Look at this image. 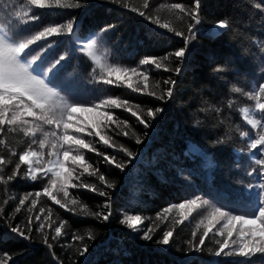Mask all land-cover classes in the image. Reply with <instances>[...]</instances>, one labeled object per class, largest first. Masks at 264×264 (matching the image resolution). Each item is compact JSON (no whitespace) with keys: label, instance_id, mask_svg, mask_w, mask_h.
<instances>
[{"label":"trees","instance_id":"16d2710c","mask_svg":"<svg viewBox=\"0 0 264 264\" xmlns=\"http://www.w3.org/2000/svg\"><path fill=\"white\" fill-rule=\"evenodd\" d=\"M66 2H82L84 6L66 10L35 9L32 6L39 20L31 22L28 32L20 37L27 38L46 26L75 17L78 27L74 36L64 34L48 37L32 46L34 54L47 48L42 57L45 63L68 52V59L57 81L63 89L61 96L84 108H92L104 99L119 98L129 101L133 110L141 116H146L148 108L160 107L163 111L157 114L154 127L149 129L138 124L125 108L101 106L93 111L75 112L70 121L73 125L70 134L90 141L101 152L116 154L121 163L127 157L114 152V148L121 144L139 153L122 172L105 164L103 157L96 152L80 150L88 164L99 168L106 181L115 184L114 189H104L112 196L113 215L108 222H101L90 215L102 210L106 197L87 188L68 186L67 200L58 191L63 176H66L70 168L76 169L73 183L104 187L87 172L80 176L79 181L75 180V176L83 172L80 165H72L70 160L67 161L65 168L59 170L63 175L58 178L55 187L47 179H25L28 166L21 165L15 180L0 182V209H3L0 212V259H7L3 254L8 253L11 259L7 260V264H264V254L260 253L244 258L225 255L230 249H224L219 256L216 255L226 238V232L223 237L218 235V230L227 223L224 220L215 224L205 238L204 245L196 247L205 231L204 224L208 223L205 217L209 216L212 207H222L235 215L250 214V202H255L256 195L255 191H247L248 185L261 182L258 175L250 176L248 173L253 168L259 170L255 160L264 157L260 152L254 155L250 153L248 141L241 138L240 133L249 131L254 136L258 131L247 124L244 108H248L257 119H262L255 109V101L244 93L258 91V85L264 83V0H201V24L190 42L182 73L176 75L164 70L165 67L177 66L179 62L174 57L164 61L160 70L145 66L143 71L148 75V80L145 82L141 77L137 81L132 76L130 81L133 87L139 83L142 93L133 92L124 81L117 82L119 86L103 83L100 64L134 67L142 58H162L184 47L181 37H176L166 29H159L131 9L145 11L152 19L168 23L174 31H184L187 35V26L191 21L187 17L181 18L179 10L171 9L170 5L180 3L190 8L193 0H148L147 9L143 7L145 0H121L120 4L107 0ZM17 11H27L26 0H0V24L10 32L12 22H20V18L15 16ZM224 19L228 20L229 27L214 31L216 22ZM112 23L118 26L107 34L100 32L105 25ZM93 37L98 41L97 47L93 49L96 60L88 55L87 50L81 49V44ZM49 42L51 47L48 46ZM218 67L224 71H216ZM169 78L177 80L171 100L161 101L147 94L155 92L160 95L168 87L163 81ZM112 79L115 80V76ZM144 83L148 85L146 89ZM234 87L244 91L235 93ZM101 111L111 113L113 120L127 121L130 131L139 135L143 143L137 145L134 138L118 135L116 124L99 117ZM77 126L84 127L85 132L76 133ZM45 131L51 129L45 126ZM96 131L106 139L110 138L109 145L112 146H105L95 135ZM145 131L147 137L144 136ZM88 132L93 134L89 136ZM41 138L42 134L38 132L35 139L38 141ZM221 139L223 144H214ZM0 140L3 141L0 143V156L11 161L0 172L5 178L12 174L15 164L19 162V155L28 151L30 146L40 151L38 143H32V138L25 137L23 132H8L7 126L0 133ZM42 151L44 157L35 165L36 168L49 158L50 151L55 150L46 144ZM35 174L40 175L38 171ZM45 186L67 207H61L45 196ZM36 192L41 193L39 198L35 196ZM28 194H31L29 199L24 206H20L19 200ZM196 196L201 197L198 204L204 199L209 204L193 210L191 214L187 208H174L167 214L166 220L158 218L163 209ZM73 198L78 201L75 206L70 203ZM33 199L37 201L35 206L31 203ZM18 207L19 212L16 211ZM67 208H74V211H68ZM125 213L140 215L143 224L138 227L144 230H147L149 224L158 229L152 233L153 240H142V233L137 234L121 224ZM36 216H40L39 222ZM184 216L187 219H183ZM29 217L33 219L30 239L25 240L11 232L12 227L19 225L29 234L25 228ZM40 222L44 224L42 232L36 231ZM233 223L236 229L240 228L238 222ZM61 224V236L52 239L55 227ZM164 230L174 233L169 246L155 242L162 238ZM194 232L195 238L192 235ZM89 233L94 238H89ZM74 234L83 236L84 240L73 241ZM45 236L51 248L44 243ZM232 239L239 244L236 232ZM189 241L193 243L189 244ZM229 243L231 245V241ZM85 244L88 249L81 256L79 252ZM231 247L235 248L236 245Z\"/></svg>","mask_w":264,"mask_h":264},{"label":"snow or ice","instance_id":"6c2138e0","mask_svg":"<svg viewBox=\"0 0 264 264\" xmlns=\"http://www.w3.org/2000/svg\"><path fill=\"white\" fill-rule=\"evenodd\" d=\"M107 2L113 4H120L121 0H107ZM35 9H79L83 7L82 2L78 3H68L66 0H26L27 11H17L15 16L20 18L19 24L16 21L12 22L10 28L6 29L4 25L0 24V133L5 131V126H7L8 132H23L25 137L32 138V143L39 145L40 151L29 147L28 151H24L19 155V162L15 164V168L12 170V174L8 175L6 178L3 175H0V182L7 183L13 181L17 178L19 171L21 170V165H27V174L25 179L30 177L31 181L47 179L48 183L55 187L58 183V178L62 177V173L59 171L62 168H65L67 161H71L72 165H80L83 167V172L75 176V180L79 181L80 176L85 172L89 176L95 177L101 185L104 187H97L96 184H84V183H73L75 168H70L67 170L66 176H63V181L60 183L58 188L59 192L63 193L65 200L69 197L68 186L72 188H87L101 197H106L102 210L90 213L96 219L101 222H108L113 215L112 213V196L111 194L104 190L114 189L115 184L107 182L105 175L100 172L99 168H94L91 164H88L85 160V156L81 153V149H88L89 151L96 152L99 156L103 157L105 164L109 166H114L120 171H124L128 164H131L135 160L139 153H134L129 148L124 145H120L118 148H114V152L122 153L127 157L126 161L121 163L117 159V155H108L106 152H101L93 147L92 143L80 136L70 134L69 130L73 127L72 121L73 114L77 111H93L94 109H99L101 106H106L108 108H125L130 113L131 116L136 118L138 124L142 125L144 129H149L154 127L155 121L157 119V114L163 111L162 108H148L146 111V116H141L137 111L133 110L131 104L127 100H120L119 98H108L101 100L99 104L93 105L92 108H84L79 103L69 102L65 97L61 96L60 85L57 83L60 73L64 67V62L68 59V52L65 51L63 54L58 55L53 60L45 63L42 59L44 52L47 51V48H42L41 50L33 53L32 46L35 45L38 41L47 40L48 37L61 36L67 34L69 36H74L76 34V28L78 23L73 17L72 19L67 20L63 23L54 24L51 26H46L41 31H37L34 35H29L27 38H20L22 34L28 32V25L31 22H36L39 20V16L35 14ZM127 6L126 4L124 5ZM145 9L149 8L148 0H145L143 5ZM170 8L173 10H179V13L182 14L181 18L187 17L191 22L187 26V35L184 31H174L169 27L168 23H160L159 19H152L146 14L145 11L138 10L137 8H132L133 13H138L139 17H142L146 20H149L152 24L157 25L159 29H166L169 33H173L176 37H181L184 43V47H181L175 50L172 53L165 54L164 57H145L142 58L137 66L134 67H117L112 65H103L100 64L101 69V79L103 83L107 85L116 84L117 82L124 81L127 83L128 88L133 92L142 93L140 84L137 83L136 87L132 86L130 82L132 76L137 78V81L143 78V81L148 80V75L143 71L145 66H152L157 70L162 68L163 62L169 60L171 57H174L179 63L175 68L165 67V71H172L176 75L182 73L184 63L188 58V52L190 48V42L193 37L198 32V26L201 24L200 20V10H201V0H193L191 7L189 8L186 5L180 3H174L170 5ZM31 13V15H30ZM27 17V19H24ZM118 25L116 23L107 24L100 32L107 34L108 32L115 29ZM221 30L227 29L229 27V22L227 19L217 21L213 26ZM98 45V41L93 37L90 41H86L81 44L82 50H87L88 55L96 60V56L93 52V49ZM49 47H51V42H49ZM99 61L97 60V63ZM95 71V70H94ZM216 71H224L223 68L218 67ZM105 75L107 78H104ZM115 76V80L112 77ZM168 87L162 90L160 95H156L155 92H148L147 94L153 96L157 100L166 101L171 100L174 97V90L177 85V80L166 79L163 81ZM147 83H144V88H147ZM233 91L235 93H242L244 90L240 87H234ZM249 99L255 101V109L262 119H257L255 115L250 114L248 108H244L245 119L248 125H251L253 129H258L255 135H250L249 131H243L240 133L241 138H246L247 148L250 153L255 154V152H260L261 156L264 157V83L258 85V91L253 90L252 92L244 93ZM231 106V102H229ZM139 107V106H137ZM99 117L104 121H109L117 125L119 129L118 135H123L129 139H135L137 145L142 144L143 140L139 135L134 131H130V126L127 124V121H120L119 119L113 120V115L106 111H101L98 113ZM99 124V122H98ZM45 126H47L51 131H45ZM41 133L42 137L38 141L35 139L37 133ZM76 133L85 132L84 127L77 126L75 128ZM93 133L88 132V135L91 136ZM95 135L103 141L105 146L111 147L109 145V139H106L105 136L101 135L99 131L95 132ZM148 133L145 131L144 136L147 137ZM0 143H3L0 140ZM224 141L217 140L214 144H223ZM46 144L55 151H50L48 153V159L44 161L39 168H36L35 165L39 163L43 157V149ZM62 150V151H61ZM73 152L76 154L74 155ZM16 155V153H13ZM63 157V159L61 158ZM34 158V159H32ZM11 161L0 156V172H3L4 167L10 164ZM255 163L259 166L253 168L248 175H258L261 182L259 184H250L248 185L247 191L249 193L255 191L256 200L255 202H250L251 213L245 215H235L232 211H225L222 207H212L211 212L208 217L205 219L208 220L207 224H204L205 231L203 235L199 238L200 245L205 244V238L209 236V233L212 231V228L215 224H218L221 220L227 221L224 227L218 230V235L225 236L226 238L220 245V251L216 252V255L219 256L221 251L224 249H230V251L225 252V255H237L244 258H249L257 253L264 254V158L256 159ZM50 165V166H48ZM92 171L89 172V169ZM39 172L40 175H36V172ZM43 194L50 197L56 204H59L61 207H67L66 204L61 203V200L57 199L56 196L52 195V192L49 190V187H44ZM31 194L25 195L22 199L19 200V205L24 206L25 201L29 199ZM243 195V193H241ZM35 196L39 198L41 196L40 192H36ZM201 197L196 196L193 199H187L182 203L174 204L168 208L163 209L161 214H158L160 220H166L167 214L171 213L175 209H188V213L197 208H200L204 205H208L209 201L207 199L202 200L200 204L197 201H200ZM36 199L32 200V206H35ZM70 203L75 206L78 201L73 198ZM106 209L107 211H104ZM68 211H74V208H67ZM3 209H0L2 212ZM17 212L20 211L18 207ZM36 221H40V216H36ZM47 219V217H45ZM183 219H187V216H184ZM121 224L126 225L129 230L134 231L137 234L142 233L140 238L145 241H152L155 231L151 224L148 225L147 230H144L143 227H138V225L143 224L142 217L140 215H131L125 213L121 219ZM233 222H238L240 228L236 229V225ZM203 224L204 221L202 220ZM33 219L32 217L28 218L25 228L29 234H26L25 230L19 225L11 228L12 233H16L19 237H22L25 240L31 238L30 233L32 231ZM231 225V227H229ZM245 225L251 227L245 228ZM61 226L55 227V235L52 239H57L62 234ZM44 229V224L40 222L36 231L42 232ZM236 232L237 239H239V244L236 243V240L232 239L233 233ZM174 233L170 230H164L162 233V238L156 240L155 242L161 246H169L171 238ZM193 237L195 238L196 233L194 232ZM89 238H94L91 233H89ZM73 241H83L84 237L79 235H73ZM231 245H236L235 248H232ZM44 243L48 244L47 236L44 237ZM192 241H189V244H192ZM48 247L51 248L52 245L48 244ZM88 245H83L82 250L79 254L84 256L87 252ZM7 259H0V264H7V260L11 259L8 256V253L3 254Z\"/></svg>","mask_w":264,"mask_h":264},{"label":"rangeland","instance_id":"374dc122","mask_svg":"<svg viewBox=\"0 0 264 264\" xmlns=\"http://www.w3.org/2000/svg\"><path fill=\"white\" fill-rule=\"evenodd\" d=\"M214 29H215V31L219 30L218 28H214Z\"/></svg>","mask_w":264,"mask_h":264}]
</instances>
